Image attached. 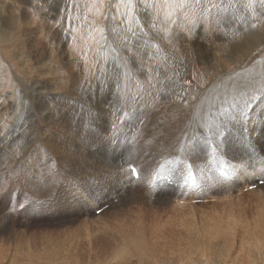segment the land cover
I'll list each match as a JSON object with an SVG mask.
<instances>
[{"label": "rangeland", "instance_id": "obj_1", "mask_svg": "<svg viewBox=\"0 0 264 264\" xmlns=\"http://www.w3.org/2000/svg\"><path fill=\"white\" fill-rule=\"evenodd\" d=\"M189 2L191 0H132L131 10H129L124 4L119 3V0H0V163L6 160L9 164V167L0 166V264H264V220L259 218L258 213V211H264V202L258 200L260 192L257 189L262 185L258 184V181L263 180L264 176L261 179L256 178V183L253 185L258 186L255 188H250L253 185H241L228 201L221 203L222 206L219 203L220 206L217 208L211 206L213 203H218L214 201L192 203L171 201L169 204L162 203L168 210V215L163 213L162 216L157 217L155 216L158 213L153 214L151 210H147V206H139L133 208L132 212H126L121 209L124 206L118 204L117 199H113L115 204L112 207H109L110 203L104 204L102 201L96 205L98 209L95 210L93 207L88 214L63 212L62 215L53 218L51 210L37 211L36 204L44 201L55 204L52 206L60 205L70 196L69 181L72 178L63 177L62 180L66 185L61 187L63 193L56 191L53 195L46 196L48 198L39 197L31 191L27 192V184L13 186L9 182L12 170L27 171V147L31 145L29 150L33 153L37 148L36 145L44 147V142L27 143V128H30L27 117L31 93L29 85L34 82V79L38 76L47 79V72H51L48 82L37 80V86H41L44 92H48L53 88V82L58 80L59 83L55 85V89L63 92L71 88L73 74L74 77L83 76L81 88L92 91L96 96L95 100H111L120 104V100L126 98L124 90L127 87L125 83L127 78L134 76L132 78L137 79L135 72L138 77L143 73L138 70L141 68V61L139 62L138 59L141 60V56L152 44L157 47L156 45H160L161 41H167L166 38H170L171 29L176 26V13L182 7H186ZM216 3V0H209L205 6L207 40L213 38L206 41V47L211 49L212 43L217 48L218 54H227L234 40L240 43L242 48L238 50L236 58L231 61L232 65L235 64L233 68L226 67L227 64L225 68L217 65L213 55L210 56L211 60L205 65L206 67L201 68L200 64L199 70L195 71L194 81L199 84L202 82L201 85L209 83L222 70L232 73L240 66L252 65L258 57L264 61V12L256 13L255 10L250 16L241 9L245 5L235 3L236 7L235 5L232 7L236 11L228 14L224 19L226 31H232V33L221 39L219 24L222 19L211 12V8H214ZM254 5L251 2L249 4L250 7H255ZM208 13L209 17H207ZM236 21L239 28L233 31V24ZM216 22L219 23L216 25ZM129 28L131 31L128 30ZM161 29H165L163 34L164 37L167 35L165 38L155 34V30ZM253 40L258 41V45L253 48L248 47L250 45L248 43ZM128 43L133 46L130 45L129 48ZM104 50L106 51L103 52ZM41 63L42 66L44 64L45 69ZM117 69L119 72L116 71ZM78 70H82V73ZM54 73L57 74V80L54 78ZM162 73L159 74L163 75ZM168 81L169 79L164 76L161 78L164 88ZM163 93L167 99L168 92ZM137 99L135 102L126 103L128 111L125 110V112L129 118V124H133H131L132 129L142 128L141 133L135 136L138 137L141 147H146L152 145L150 133L156 120L155 106L146 100ZM163 104L159 108L168 109V104L165 106ZM82 106L74 111L76 113L74 116L70 115L72 119H78L77 114H84L78 112L84 111L85 106ZM138 109H141L142 113L137 111ZM96 111L97 113L93 112L87 118L97 116L99 110ZM143 119H146V122ZM37 120L38 118L35 122ZM140 122L142 125H139ZM41 124L44 122L41 121ZM36 132L41 134V129L38 128ZM33 135L37 140V133ZM120 135L122 133L118 131V136ZM133 136L128 131L124 137ZM46 150H50V153L46 152L50 156L55 152L50 144ZM62 150L70 155L74 153L72 144L62 146ZM127 159L124 157V160ZM52 161L56 162L54 163L56 166L60 163L59 159H52ZM143 169L146 172L149 171L147 167ZM64 190L68 192L64 193ZM237 199L242 200H240L241 208H244V211L241 208L239 211ZM227 202H234L238 207H235L236 211L229 212L228 206L225 209L224 204ZM162 204H159L161 208H163ZM190 205L195 206L193 208L195 213ZM101 208L108 209L104 215L111 214L107 219L112 218L114 222L106 223L105 219L99 218ZM139 209L142 210L138 211ZM175 209L176 211L182 209L183 215L169 221L167 218L169 212ZM213 209L221 215L216 219L218 222L214 223L215 226H212L213 230H204L202 223L205 224L210 215L202 219L205 215L203 212H212ZM114 211L115 214L112 217ZM226 212L227 215H222ZM246 215L248 218L242 219ZM152 217L154 219H151ZM184 218L189 221L183 223ZM192 219L196 220V228L190 225ZM99 225L102 229H105L106 225L117 238L122 237V244L113 250L99 252L106 239L104 234L101 235ZM10 226L13 227L12 235L9 234ZM210 226L211 224L207 225V227ZM139 230H143V236H139Z\"/></svg>", "mask_w": 264, "mask_h": 264}, {"label": "bare ground", "instance_id": "obj_2", "mask_svg": "<svg viewBox=\"0 0 264 264\" xmlns=\"http://www.w3.org/2000/svg\"><path fill=\"white\" fill-rule=\"evenodd\" d=\"M208 1L191 0L186 7H182L176 13V26H174L175 28L171 27L170 38L167 37V41H161L160 45H156L157 47L152 44L145 53L143 52L144 54L142 53L141 60L138 59L139 62L141 61V68L138 70L143 73L138 77L135 72L134 75L137 79H133L134 76H127L125 82L127 87L124 90L126 98L121 99L120 104L116 101V103L111 102V100L99 101L101 97L98 98L99 100H95L96 96L92 91L81 88L83 76H79L80 78L74 77V74L71 88L63 92L55 89V85L59 83L55 73L54 78L57 81L53 82V88L50 91L44 92L41 86H37V80L48 82L51 72H47V79L38 76L29 85L31 93L27 117L30 128H27V143L44 142V147L35 144L37 148L32 147L35 149V153L30 152L31 145L27 147V167L29 169L27 168V171L25 169L22 171L12 170L9 182L13 186L27 184V192L31 191L39 197H46L53 195L56 191L63 193L61 187L66 185L62 178H72L69 179L71 193L64 202L58 206H52L55 204L40 201L36 204L37 211L51 210L53 218L62 215L63 212H79L85 215L93 207H95V210L98 209L99 207L96 205L102 201H104V204L110 203L109 207H112L115 204L112 201L113 199H117L118 204L124 206L121 209L126 212L139 206H147V210H151L153 214L158 213L155 217L162 216L163 213L168 215V210L162 203L169 204L171 201L188 203H192L197 199L214 201L218 203H213L211 206L217 208L224 201H228L233 192L241 185H253L256 183L257 177L261 179L264 176V61L260 59L261 57H258L260 60L255 58L253 64L250 62L252 65L240 66L237 71L235 70L232 73L222 70L219 75L217 74L218 76L205 85H201L202 82L199 84L194 81L195 71L199 70L200 64L201 68L206 67L205 65L211 60V55L216 59L217 65L224 67L227 64L226 67L231 68L235 65H232L231 61L236 58L238 50L242 48V45L234 40H232L231 49L227 54H218L217 48L212 43L211 49L206 47V41L213 39L211 37L207 40L208 35L205 30V21L207 20H205V6ZM216 1L217 3L214 8H211V12L222 19L219 24L221 39L232 33V31H226L224 19L228 14L236 11L234 8L236 7L235 3L245 5V7L242 6L243 8L240 7L250 16L253 15L255 10L256 13L264 12V0ZM250 2L254 3L255 7H250ZM233 5L235 6L232 7ZM208 15L209 13L207 17H209ZM237 28L239 27L236 21L233 24V31ZM164 33L165 29L155 30V34L158 36L164 37ZM130 45L131 43L128 45L129 48ZM248 45V47L253 48L258 45V41H250ZM143 51H145L144 48ZM22 62L24 63V61ZM42 67L44 68V64ZM67 68L70 67L67 66ZM81 71L78 70V72ZM116 71L119 72L118 69ZM158 71L164 74L161 75ZM126 73L128 72L126 71ZM129 74L132 75L130 72ZM123 76L125 77V75ZM163 76L169 79V83L166 85L167 89L161 83ZM163 92H168L166 93L167 99L166 96H163ZM119 95L118 93V97ZM137 98L146 100L155 106L156 120H154L150 133L152 145L146 147H141L138 137L135 136L141 133L142 128L139 130L132 129V123L129 124V118L125 112L126 103L135 102ZM161 104L164 106L168 104V109H160ZM81 105L85 106L84 109L82 108L84 111L78 112L84 114H77L78 119H72L70 115L74 116L76 114L74 111ZM96 110H99V116L96 114L97 116L88 119L87 116L93 112L97 113ZM140 110L137 111L142 113V110ZM37 118L38 120L35 122ZM41 121L44 124H41ZM140 123L139 125H142V122ZM38 128L41 129V134L36 132L38 136L36 140L33 134H36L35 131ZM118 131L122 135L118 136ZM128 131L134 136L125 138V133ZM49 144L56 152L51 156L46 153ZM69 144H72L74 149L73 155L62 150V146H68ZM124 157L128 159L124 160ZM52 159H59L60 163L56 166L54 164L56 162ZM130 165L138 168V178L133 177ZM0 166L9 167V164L6 160H2ZM12 166L11 168H14ZM225 166L235 170L233 179L228 178L220 171L218 172ZM143 167H147L149 171L146 172ZM191 171L195 174L196 184H200L198 188L195 187L196 184L193 186L188 185ZM167 179H170L172 183L167 182ZM184 183L186 185H183ZM257 189L260 192L258 200L264 202V184L257 187ZM67 192V190H64V193ZM240 200L237 201L239 211L242 206V200ZM159 204H162L163 208ZM224 206L225 209L228 206L227 210L229 212L235 210V207L238 208L234 202H227ZM194 207L190 205L191 210L195 213ZM214 209L212 212H203L205 215L202 219L208 215H210V218L205 224L202 223V229L213 230L212 226H215L214 223L218 222L216 219L220 217L221 213ZM243 209L241 208V210ZM140 210L142 209L138 211ZM181 210L179 209L177 212L175 209L169 212V217H166L169 221L175 217H180L183 215ZM106 212H108V209H103L99 218L105 219L106 223L107 221L114 222L112 218H110L112 220L107 219L111 214L104 215ZM258 213L260 214L259 218L264 220V211H258ZM114 214L115 211L112 212V217ZM227 214V212L222 213V215ZM153 217L151 219H154ZM244 217L247 219L248 215L243 216L242 219ZM211 219H213V223ZM185 221L189 220L182 219L183 223ZM208 224H211V226L207 227ZM190 225L196 228V220H190ZM12 226H10V235L14 233ZM105 227V229H102L99 225L101 235L104 234V237H106L105 243H102V249L98 250L102 253L106 250H113L122 244V237L117 238L106 225ZM124 229L126 228L124 227ZM142 231L139 230V236H143ZM76 250L79 251V249Z\"/></svg>", "mask_w": 264, "mask_h": 264}, {"label": "snow or ice", "instance_id": "obj_3", "mask_svg": "<svg viewBox=\"0 0 264 264\" xmlns=\"http://www.w3.org/2000/svg\"><path fill=\"white\" fill-rule=\"evenodd\" d=\"M119 3L124 4L126 7L129 8V10H131V6H132V0H119ZM115 17H113L114 19ZM126 20V17H125ZM154 26V25H153ZM129 31H131V29H128Z\"/></svg>", "mask_w": 264, "mask_h": 264}]
</instances>
